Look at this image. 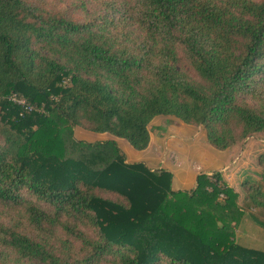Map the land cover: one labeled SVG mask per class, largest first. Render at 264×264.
Masks as SVG:
<instances>
[{"label": "trees", "instance_id": "1", "mask_svg": "<svg viewBox=\"0 0 264 264\" xmlns=\"http://www.w3.org/2000/svg\"><path fill=\"white\" fill-rule=\"evenodd\" d=\"M76 1L0 0V264H264L235 239L245 210L220 171L174 190L50 116L138 150L160 115L220 150L264 131V0ZM246 191L263 217V184Z\"/></svg>", "mask_w": 264, "mask_h": 264}, {"label": "rangeland", "instance_id": "2", "mask_svg": "<svg viewBox=\"0 0 264 264\" xmlns=\"http://www.w3.org/2000/svg\"><path fill=\"white\" fill-rule=\"evenodd\" d=\"M76 2H77L76 0H66V3H67L66 5H67V7H69L68 4L75 6L77 4ZM70 8L72 9V7H70ZM75 17L79 18V17H81V15L76 14ZM45 114H47V113H45ZM50 116L54 120H57V126H56L57 130L60 128V132L62 133V129L66 128V130H65L66 134H64V136L72 138L71 141H73V142L76 140H81L84 143H96V142L101 143V142H105L108 140H115L116 136H113L112 134L93 132V131L89 130L86 125H82V126L76 125L72 128V127L64 125L62 122H60L57 119V117L55 116V113H53V114L51 113ZM171 118L174 119V117L167 116V115L156 116L150 122V127L154 133L156 132L158 134L164 133L166 135H171L172 134V132L170 130L171 123H174ZM177 121H179V120H177ZM187 128L192 129L191 132H189L187 129L183 130L184 131L183 133L186 135L187 138L191 137L193 139H196V137H197L199 141L204 143V141L206 140V133H205V130L202 126H196L193 124H188ZM91 132L96 133L95 135L100 134L101 139H95L94 137H96V136L89 137L88 134H91ZM44 133H45L44 136H41L39 133L37 135V138H36V141L38 142V145H36L37 148H41L44 146L45 142L42 141V139L44 137L48 136L46 134L49 132H44ZM191 133H192V135H191ZM97 137H99V136H97ZM194 143L195 142L190 141L188 139H183V138L179 139L176 142V144L178 146L174 145L175 149L169 150L168 156L175 161L180 160L179 158L181 157V159L183 161V165H185V163H187V161L189 159H190V163L193 162L194 160H198V156H199L200 151H199V148L195 147L196 145H194ZM231 147H235V148L232 150L233 159L229 160L228 164H230V163L233 164L234 168L231 170H227L226 182L230 181L231 185L233 184V187L235 189L237 188V190L239 191V197L237 199V202L245 210L243 216L241 217L242 220H241V222H239V224L237 226V228L239 229L238 235L243 236L242 232L244 230L248 231V229H249V228L248 229L245 228V227H247L248 223H250L252 225V228L249 229L251 232L253 231V224H256L253 221L256 219L252 220V218H253L252 214L254 213L255 216H260L258 214L259 209H255L254 206L248 205V202H250V201L247 199V194H246L247 191L246 190L249 187L250 183H251V185H255V184H258L261 182L264 186V177H263L262 165L259 164V156L264 152V131L255 132L252 135H250L244 139L238 140L237 142H235L231 146L227 147V149L231 148ZM121 152L123 153L124 158H125L126 157L125 153L122 150H121ZM125 161H126V159H125ZM126 162L132 163L130 161H126ZM236 166L238 168H235ZM254 169H258V170H254ZM252 173H256V175H253ZM224 180H225V178H224ZM98 194H100V196H102L104 198L111 199V200H116L118 198L115 194L105 192V191H104V193L99 192ZM245 199H247V200H245ZM0 211L2 212V214L5 213L4 209L2 207H0ZM19 213L22 215V212H19ZM245 218H249V220H247V223L243 222L245 220ZM263 218H264V215H263ZM7 219H8V217H6V216H5V218L0 217V221H7ZM6 224H10V222L8 221ZM256 225H258V224H256ZM239 243L245 244V245L248 244V243H246L245 239H240ZM249 246H252V245L249 244ZM254 246L258 247L259 245L255 244ZM261 248H263V247H261ZM9 262L11 264H45L44 262H41V261H38L35 259H26V258H23L22 260H20V262L15 263V259L13 257L9 260ZM1 264H3V262ZM107 264H112V263L109 262Z\"/></svg>", "mask_w": 264, "mask_h": 264}, {"label": "crops", "instance_id": "3", "mask_svg": "<svg viewBox=\"0 0 264 264\" xmlns=\"http://www.w3.org/2000/svg\"><path fill=\"white\" fill-rule=\"evenodd\" d=\"M174 123H171V135H166L164 133H154L153 130L150 127V138L148 146L145 149L138 150L135 149L132 145H130L125 139L115 137V141L117 142V145L119 148L125 153V159L126 161L130 162H142L144 163L148 168L150 169H163L166 171H169L172 176L171 186L174 190H188L195 186L196 178L199 174L205 173L207 175H210L214 171H220L223 178H227V170H231L234 168L233 164H228L229 160L233 159L232 150L235 147L226 148V149H216L209 145V143L204 141L202 143L201 141L196 139H193L191 137L187 138L186 135L183 133L184 129H187L189 132H191L192 129L187 128L186 123H181V121H177V119H173ZM96 133L91 132V134H88L89 137H94L95 139H101L100 134L95 135ZM184 134V135H183ZM192 135V133H191ZM99 136V137H97ZM188 139L190 141L195 142V147L199 148V156L198 160H194L190 163V159L183 165V161L181 157L180 160H173L168 156L169 150L175 149V146H178L176 144L177 140L179 139ZM112 139V138H111ZM132 146V147H131ZM235 168H238L237 166ZM244 170V169H243ZM258 170V169H254ZM253 175H256V173H252ZM229 182V183H228ZM227 183L232 187L231 182L228 181ZM234 190L238 193L239 197V191L237 188ZM238 203V202H237ZM239 204V203H238ZM244 214V212H243ZM241 215V217L243 216ZM251 217V216H250ZM252 218V217H251ZM255 218H252V220ZM264 218L259 217L256 220H253L256 224H253V231L251 232L249 229L252 228V225L250 223L247 224L246 229L248 231L244 230L242 232L243 236H239V229L237 228L239 222H237L235 226V239L239 242L240 239H245L246 243L243 244L245 246H249L256 249H262L264 250ZM247 220L249 218H245L243 222L247 223ZM260 221V222H258ZM255 244L259 245L254 246ZM263 247V248H261Z\"/></svg>", "mask_w": 264, "mask_h": 264}, {"label": "built area", "instance_id": "4", "mask_svg": "<svg viewBox=\"0 0 264 264\" xmlns=\"http://www.w3.org/2000/svg\"><path fill=\"white\" fill-rule=\"evenodd\" d=\"M14 101L24 106L25 109L31 110L32 106L27 103L24 99L13 98Z\"/></svg>", "mask_w": 264, "mask_h": 264}]
</instances>
